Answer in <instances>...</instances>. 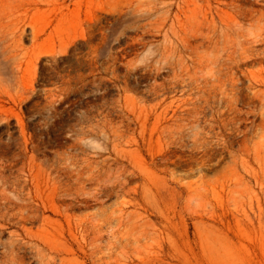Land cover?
<instances>
[{
    "label": "rangeland",
    "instance_id": "1",
    "mask_svg": "<svg viewBox=\"0 0 264 264\" xmlns=\"http://www.w3.org/2000/svg\"><path fill=\"white\" fill-rule=\"evenodd\" d=\"M0 18V169L35 214L2 222L10 264H264V0H0ZM30 158L60 179L42 199Z\"/></svg>",
    "mask_w": 264,
    "mask_h": 264
},
{
    "label": "bare ground",
    "instance_id": "2",
    "mask_svg": "<svg viewBox=\"0 0 264 264\" xmlns=\"http://www.w3.org/2000/svg\"><path fill=\"white\" fill-rule=\"evenodd\" d=\"M17 17V16H16ZM20 17H22V16H19V19H20ZM14 18V17H13ZM1 19V18H0ZM17 19V18H16ZM2 21H4V20H2ZM23 22H24V20H23ZM22 22V23H23ZM33 22V21H32ZM1 23V22H0ZM3 23V22H2ZM17 23H18V21L16 20L15 22H14V20L13 19H11V20H9V22H8V24L10 25L9 26V28H8V32H10L11 34H15L16 36H17V32L15 33V31H16V28L18 27V25H17ZM21 23V24H22ZM8 24H7V26H8ZM19 24V23H18ZM31 23H29V25H30ZM33 25V24H32ZM1 26V28H3L2 30H0V37H2L3 35H4V33H5V27H4V25H0ZM33 27V31H36L35 32V35H34V38H38L41 34H40V32H38L39 30L37 29L36 30V26L34 27V25L32 26ZM34 28H35V30H34ZM19 29H20V26H19ZM18 29V30H19ZM17 30V31H18ZM20 31V30H19ZM19 33V32H18ZM9 34V33H8ZM14 35V36H15ZM19 35V34H18ZM2 39V38H1ZM13 39V38H12ZM15 39V38H14ZM7 41V40H6ZM16 40H14V42H15ZM8 43V45H9V41H7ZM10 42H11V40H10ZM13 42V43H14ZM17 42V41H16ZM11 44H12V42H11ZM14 44H16V43H14ZM13 44V45H14ZM12 45V46H13ZM3 46V45H2ZM5 46H7V45H5ZM11 46V48L12 49H10V47L8 48V49H10V51L8 52V58L9 57H13L14 59H16V61H18V65L21 67V65L23 64V63H25V61L28 59V58H30L31 56L29 55V50L27 51V52H24L23 54L21 53H18V51H17V49H19V48H17L16 46L17 45H15V46H13L12 47ZM4 47V46H3ZM16 47V48H15ZM0 48H2V47H0ZM33 50V49H32ZM4 51V49L2 50V52ZM20 51H21V49H20ZM31 53V52H30ZM34 54V53H33ZM4 56V55H3ZM7 56V55H6ZM12 59V58H11ZM8 61V60H7ZM6 61V62H7ZM13 63V62H12ZM14 63H15V61H14ZM3 65V64H2ZM17 65V66H18ZM16 66V65H15ZM18 66V67H19ZM3 67V66H2ZM1 67V68H2ZM5 68V67H4ZM22 68V67H21ZM3 69V68H2ZM17 69H19V68H17ZM20 70V69H19ZM19 70H17L18 72H19ZM22 70V69H21ZM2 71H4V70H2ZM0 73H2L1 72V70H0ZM5 73V72H4ZM19 74V73H18ZM22 74H24V73H22ZM0 75H2V74H0ZM5 75V74H4ZM21 76V75H20ZM1 77V76H0ZM4 77V76H3ZM25 77V76H24ZM8 79H9V77H7ZM28 78V77H27ZM18 79V78H17ZM16 79V80H17ZM19 79H21L20 77H19ZM23 79V78H22ZM26 79V78H25ZM3 80V79H2ZM13 80V79H12ZM10 81H11V78H10ZM28 81V80H27ZM27 81H25L24 80V82H26V84H27ZM30 81V80H29ZM29 81H28V83H29ZM11 82H13V81H11ZM21 82V81H20ZM31 82V81H30ZM15 83L16 82H14V85H15ZM2 84H3V82H2ZM13 84V83H12ZM16 84H20V83H16ZM25 84V83H24ZM25 84V85H26ZM3 86V85H2ZM1 86V87H2ZM18 86V85H17ZM19 86H21V85H19ZM18 86V87H19ZM22 86H23V84H22ZM28 86V85H27ZM30 86V85H29ZM4 87V86H3ZM33 87V86H32ZM13 88V87H12ZM17 88V87H16ZM22 88V87H21ZM24 88V87H23ZM30 88V87H29ZM6 89V88H5ZM18 89H20V88H18ZM21 91L23 90V89H20ZM27 90H30V89H27ZM20 91V93H21V95H23L22 94V92ZM25 91V90H24ZM23 91V92H24ZM4 92V91H3ZM16 92H17V89H16ZM19 92V91H18ZM7 94V93H6ZM10 95H11V93H10ZM9 95V96H10ZM18 95H19V93H18ZM12 96V95H11ZM23 96H26L25 94L23 95ZM22 96H20L19 98H21ZM9 98V97H8ZM11 98V97H10ZM9 98V99H10ZM26 98H27V96H26ZM3 99V98H2ZM22 99V98H21ZM20 99V100H21ZM23 99H25V98H23ZM22 99V100H23ZM4 100V99H3ZM12 100V99H11ZM27 100V99H26ZM16 101V100H15ZM2 102V101H1ZM5 102V101H4ZM9 102V101H8ZM18 102H19V100H18ZM21 102V101H20ZM24 102V101H23ZM16 103V102H15ZM12 104V103H11ZM17 104V103H16ZM1 106H4L3 104H1ZM4 108H5V106H4ZM11 108V107H10ZM9 108V109H10ZM1 109V108H0ZM6 109V108H5ZM3 110V109H2ZM2 110H1V112H2ZM12 111V110H11ZM14 111V110H13ZM7 112V111H6ZM193 130V129H192ZM197 130V129H196ZM195 130V131H196ZM27 143V142H26ZM37 145H38V142H37ZM36 145V146H37ZM27 146V145H26ZM33 153V152H32ZM33 155H34V153H33ZM32 157V156H31ZM43 158V157H42ZM71 158V157H70ZM11 159V158H10ZM41 159V158H40ZM59 159V158H58ZM72 159V158H71ZM33 160H34V158H33ZM45 160V159H44ZM55 160V159H54ZM53 160V161H54ZM13 162L15 161V160H12ZM30 161H32V159L30 158V160H29V162ZM38 161V160H37ZM53 161H52V163H53ZM17 162V161H16ZM74 162V161H73ZM15 163V162H14ZM23 163H25V162H23ZM71 163H72V161H71ZM30 163H28V165H29ZM12 166H13V164H11ZM1 166V165H0ZM15 166V165H14ZM30 166V165H29ZM21 169V168H20ZM1 170V169H0ZM2 170H5V168L3 169L2 168ZM2 170H1V172H0V228L3 226V224L4 223H2L3 221H5L6 219H8V217H11V216H13V217H16L15 215H17V217H18V215H20L22 218H23V220L24 219H30L31 218V220H32V218H34V215L35 214H33L34 213V208H33V210H31L32 208H29L30 206H29V203H27V202H25V197H24V194H23V192L25 191H27L26 189H25V186H22V187H20L19 186V184H18V182L15 180L14 182H12V185L10 184V181H9V178L7 177V176H5V175H3L2 174ZM11 170H13V169H11ZM23 170V169H22ZM14 171V170H13ZM29 172H30V175L32 176V178H31V181H32V183H33V190H34V193L36 194V197L38 198V199H42L43 198V195H44V192L46 191V190H48L49 192H55V191H57V189H58V186H59V181H60V179H58V176H56L55 175V172H54V169L53 168H51V167H49L46 163H41V162H36L35 160H34V162L32 161V165L30 166V168H29V170H28ZM55 171H56V169H55ZM9 172V171H8ZM22 172V171H21ZM53 172H54V174H53ZM60 172V171H59ZM18 173V172H17ZM22 173H24V171L22 172ZM8 174V173H7ZM27 174V173H26ZM78 174V173H77ZM13 175H14V173H13ZM17 175V174H16ZM28 175V174H27ZM12 176V175H11ZM63 176V175H62ZM10 177V176H9ZM17 177V176H16ZM61 178V177H60ZM63 178V177H62ZM12 179V178H11ZM17 179V178H16ZM22 180V179H21ZM26 180V179H25ZM11 181H13V179L11 180ZM20 181V180H19ZM23 182V181H22ZM61 183V182H60ZM25 184V183H24ZM70 184H71V182H70ZM70 184H68V185H70ZM23 185V184H22ZM27 189H29V187L27 188ZM32 190V191H33ZM31 190H28V192H27V196L28 195H30V192ZM47 191V192H48ZM24 192V193H25ZM48 192V193H49ZM47 193V194H48ZM46 194V193H45ZM54 196V195H53ZM46 197H48V195H46ZM49 197H50V195H49ZM52 197V196H51ZM36 206V205H35ZM38 206V205H37ZM37 209V208H36ZM36 212V211H35ZM37 215H39V214H37ZM13 220V219H12ZM11 219H10V221H12ZM23 220H22V222H23ZM19 221V220H18ZM18 221H16V222H18ZM15 222V221H14ZM27 222V221H26ZM31 222V221H30ZM12 223V222H11ZM24 223V222H23ZM27 223H29V222H27ZM13 224H15V223H13ZM6 226V225H5ZM23 226H25V225H23ZM5 233V232H4ZM24 233V232H23ZM10 234V233H9ZM17 234H20V233H17ZM10 236V235H9ZM4 237V236H3ZM20 237H22L21 235H20ZM12 238V237H11ZM10 238V239H11ZM14 241V240H13ZM15 246H14V244H13V242L11 241V240H7V241H4L3 239H2V237H1V233H0V264H10V258H11V256L12 255H15V252H17L15 249L16 248H14ZM18 250H19V248H17ZM21 250V249H20Z\"/></svg>",
    "mask_w": 264,
    "mask_h": 264
}]
</instances>
